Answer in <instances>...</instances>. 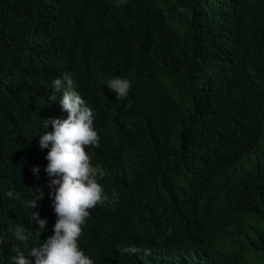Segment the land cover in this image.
Returning a JSON list of instances; mask_svg holds the SVG:
<instances>
[{"label": "trees", "instance_id": "16d2710c", "mask_svg": "<svg viewBox=\"0 0 264 264\" xmlns=\"http://www.w3.org/2000/svg\"><path fill=\"white\" fill-rule=\"evenodd\" d=\"M65 76L93 111L109 197L78 241L94 264H264V0H0V264L54 235L39 136L67 118L64 89L48 101Z\"/></svg>", "mask_w": 264, "mask_h": 264}, {"label": "clouds", "instance_id": "9594fccd", "mask_svg": "<svg viewBox=\"0 0 264 264\" xmlns=\"http://www.w3.org/2000/svg\"><path fill=\"white\" fill-rule=\"evenodd\" d=\"M73 83L68 76H65L63 81L58 78L53 82L54 92L48 97V101L55 102L56 93L64 89L59 103L62 110L67 113V118L45 120L44 126L48 128L51 124L53 131H46L39 136L40 148L48 149L46 156L48 164L45 171L49 177H58L52 179L49 185L57 216L54 235L40 246L33 247L27 256L17 251V254L11 257L12 264H32L33 257L35 264H94L81 250L78 241L90 216V210L109 202V197L98 183V177L103 178L105 172L99 166L92 165L91 157L86 151L89 147H100L99 135L94 129V114L73 89ZM107 87L117 94L119 100L127 98L131 82L127 79L113 78L107 83ZM33 172L38 174L39 169L35 168ZM36 191L39 193L38 198L28 201L27 204L32 210L37 207L38 201L44 195L42 191ZM6 195L12 198L15 193L8 191ZM34 221L39 225L37 231L41 234L45 229L46 220L40 219L39 213L32 211L31 223ZM143 222L150 237L158 235L161 227L159 219L150 221L147 216ZM29 235L30 230L21 226L15 228L16 240L26 244ZM0 245H3L2 240ZM120 251L129 255L151 254L150 250L136 246L122 247Z\"/></svg>", "mask_w": 264, "mask_h": 264}, {"label": "bare ground", "instance_id": "6f19581e", "mask_svg": "<svg viewBox=\"0 0 264 264\" xmlns=\"http://www.w3.org/2000/svg\"><path fill=\"white\" fill-rule=\"evenodd\" d=\"M37 114V113H36Z\"/></svg>", "mask_w": 264, "mask_h": 264}]
</instances>
